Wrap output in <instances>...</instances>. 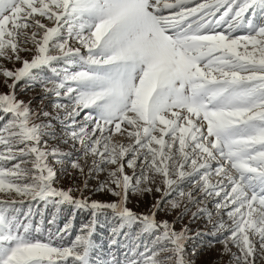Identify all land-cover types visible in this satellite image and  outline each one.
Here are the masks:
<instances>
[{
	"label": "snow or ice",
	"instance_id": "snow-or-ice-1",
	"mask_svg": "<svg viewBox=\"0 0 264 264\" xmlns=\"http://www.w3.org/2000/svg\"><path fill=\"white\" fill-rule=\"evenodd\" d=\"M203 244L264 264V0H0V264Z\"/></svg>",
	"mask_w": 264,
	"mask_h": 264
},
{
	"label": "rangeland",
	"instance_id": "rangeland-1",
	"mask_svg": "<svg viewBox=\"0 0 264 264\" xmlns=\"http://www.w3.org/2000/svg\"><path fill=\"white\" fill-rule=\"evenodd\" d=\"M57 67H61V66H57ZM42 76H47V77H52L54 74L52 73V71L50 69H44L41 72ZM39 92L40 89L37 87L34 90H29L22 98L24 99H29V98H35L34 100V106L39 105ZM62 184H64L65 186H68L71 182L65 178L64 180L61 181ZM93 185L95 184V181L91 182ZM144 209V205H140L138 207V210L142 211ZM26 210V209H25ZM64 215H67V211L64 212ZM49 218V214H45V221L47 222V219ZM37 220L40 219V217H36ZM84 220V216L83 215H77L76 217V225L79 226L80 223H82ZM48 227H51V225H48ZM107 225H104V232L102 233V235H106L107 234ZM220 247V245H216V248H209L207 246V244H203L202 245V255L199 257L198 260V264H203L204 261H208L210 262V264H222V261H219L218 259V255H217V250ZM226 259V258H225Z\"/></svg>",
	"mask_w": 264,
	"mask_h": 264
}]
</instances>
